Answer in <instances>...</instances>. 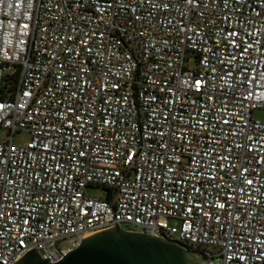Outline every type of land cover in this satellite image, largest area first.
<instances>
[{
  "label": "built area",
  "instance_id": "2783aa9c",
  "mask_svg": "<svg viewBox=\"0 0 264 264\" xmlns=\"http://www.w3.org/2000/svg\"><path fill=\"white\" fill-rule=\"evenodd\" d=\"M256 110L264 0H0V264L115 223L264 264Z\"/></svg>",
  "mask_w": 264,
  "mask_h": 264
},
{
  "label": "water",
  "instance_id": "95a60500",
  "mask_svg": "<svg viewBox=\"0 0 264 264\" xmlns=\"http://www.w3.org/2000/svg\"><path fill=\"white\" fill-rule=\"evenodd\" d=\"M13 264H202L184 247L160 237L115 227L82 238L55 263L32 250Z\"/></svg>",
  "mask_w": 264,
  "mask_h": 264
},
{
  "label": "rangeland",
  "instance_id": "374dc122",
  "mask_svg": "<svg viewBox=\"0 0 264 264\" xmlns=\"http://www.w3.org/2000/svg\"><path fill=\"white\" fill-rule=\"evenodd\" d=\"M253 117L264 119V112L260 110H256L253 112ZM4 139H7V131L4 128L0 127V141ZM28 139H29V134L22 130L15 132L12 137V141L14 144H24L25 142L28 141ZM84 194L90 198L103 199L106 195V189L104 187L97 186V185H89L84 189ZM168 223L171 226L178 225V222L173 219H170ZM58 246L62 248L66 247L67 241L66 240L59 241ZM192 254L194 255L196 259H198L199 261L201 260L202 257H201L200 252H193Z\"/></svg>",
  "mask_w": 264,
  "mask_h": 264
}]
</instances>
